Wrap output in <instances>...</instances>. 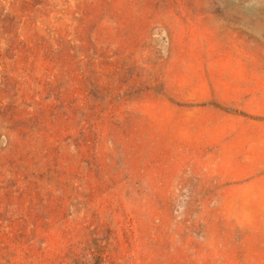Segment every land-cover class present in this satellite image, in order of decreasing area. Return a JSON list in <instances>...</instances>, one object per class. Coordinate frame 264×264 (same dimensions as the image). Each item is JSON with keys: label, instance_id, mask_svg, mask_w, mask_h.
I'll list each match as a JSON object with an SVG mask.
<instances>
[{"label": "rangeland", "instance_id": "1", "mask_svg": "<svg viewBox=\"0 0 264 264\" xmlns=\"http://www.w3.org/2000/svg\"><path fill=\"white\" fill-rule=\"evenodd\" d=\"M0 264H264V0H0Z\"/></svg>", "mask_w": 264, "mask_h": 264}]
</instances>
